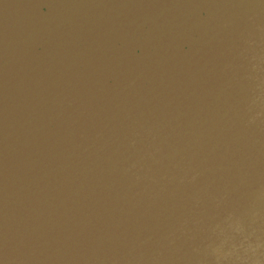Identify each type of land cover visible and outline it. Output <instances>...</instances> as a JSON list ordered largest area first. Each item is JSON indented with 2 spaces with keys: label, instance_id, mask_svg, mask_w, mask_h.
Returning <instances> with one entry per match:
<instances>
[{
  "label": "water",
  "instance_id": "1",
  "mask_svg": "<svg viewBox=\"0 0 264 264\" xmlns=\"http://www.w3.org/2000/svg\"><path fill=\"white\" fill-rule=\"evenodd\" d=\"M0 264H264V0H0Z\"/></svg>",
  "mask_w": 264,
  "mask_h": 264
}]
</instances>
